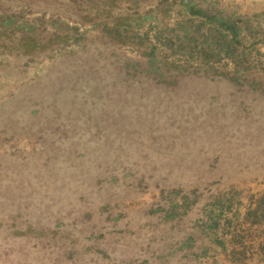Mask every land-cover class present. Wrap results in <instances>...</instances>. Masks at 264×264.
<instances>
[{"label":"rangeland","instance_id":"374dc122","mask_svg":"<svg viewBox=\"0 0 264 264\" xmlns=\"http://www.w3.org/2000/svg\"><path fill=\"white\" fill-rule=\"evenodd\" d=\"M0 264H264V0H0Z\"/></svg>","mask_w":264,"mask_h":264}]
</instances>
